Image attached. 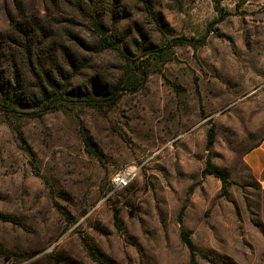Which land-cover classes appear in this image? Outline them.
<instances>
[{"label": "rangeland", "instance_id": "374dc122", "mask_svg": "<svg viewBox=\"0 0 264 264\" xmlns=\"http://www.w3.org/2000/svg\"><path fill=\"white\" fill-rule=\"evenodd\" d=\"M75 2L0 0V65L14 85L35 90L7 38L24 42L12 25L35 22L52 40L41 62L62 45L86 58L75 83L121 94L41 118L0 110V264H264V0H149L155 18L118 0L114 25V0H94L117 39L97 53L80 47L94 39ZM128 165L141 169L113 192Z\"/></svg>", "mask_w": 264, "mask_h": 264}, {"label": "trees", "instance_id": "16d2710c", "mask_svg": "<svg viewBox=\"0 0 264 264\" xmlns=\"http://www.w3.org/2000/svg\"><path fill=\"white\" fill-rule=\"evenodd\" d=\"M145 6L148 15L155 18L153 7L149 0H141ZM114 10L111 14L113 17V25L120 22L124 17L119 15L117 10L118 0H114ZM75 6L77 11L82 15L85 23V28L92 31L91 36L94 39L93 43L87 42L86 39H81L80 47L82 50L90 53H97L102 51H111L117 47L116 29L115 26H108V16L106 14L100 15L94 9V0H76ZM112 19V18H111ZM110 22V21H109ZM112 23V22H111ZM13 32L18 35L24 34V42L16 39L15 37L7 38V43L24 49L28 65L34 80V89L25 92L19 84L14 85L12 80L6 77L2 66L0 65V110L6 112H16L17 109H22L25 115L34 118H41L48 112L56 108H60L61 104L66 101H71L77 105H84L90 107H108L114 106L120 99L121 94L117 88L109 89V87H102L98 84L97 80L89 81L86 83H75L81 68L84 67L86 58L74 55L71 49H67L62 45L55 50L56 54L51 52L47 53L45 60H39V55H42V50L46 49L50 43L49 36L45 37L46 30L42 33L38 30L39 24L33 22L25 28L22 22L14 23L12 25ZM43 36L40 40L37 37ZM31 39H30V38ZM35 37V38H34ZM3 38H0V51ZM187 38L174 40V43L184 44L187 43ZM176 45V44H175ZM172 48V46H171ZM163 50L160 49V53ZM45 53V52H44ZM166 53V51H165ZM37 57V58H36ZM2 55H0V61ZM55 59V60H54ZM60 59L59 63L56 62ZM88 60V59H87ZM105 85H109L106 83ZM86 145L93 152V145L88 138L84 140ZM213 143V134L209 135L208 146ZM204 174H215L221 179L223 183V192L227 194L226 188L228 180L226 174L221 170H211V164L204 170ZM116 225L119 222L118 212H114ZM182 224V218L179 219ZM181 238L187 248L192 254L198 250L193 244L190 234L181 227ZM85 246L91 257L95 258L94 248L87 242Z\"/></svg>", "mask_w": 264, "mask_h": 264}, {"label": "built area", "instance_id": "2783aa9c", "mask_svg": "<svg viewBox=\"0 0 264 264\" xmlns=\"http://www.w3.org/2000/svg\"><path fill=\"white\" fill-rule=\"evenodd\" d=\"M140 169V165H128L119 169L112 179L113 192L126 189Z\"/></svg>", "mask_w": 264, "mask_h": 264}]
</instances>
